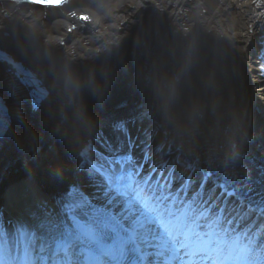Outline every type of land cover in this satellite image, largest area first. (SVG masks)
I'll use <instances>...</instances> for the list:
<instances>
[{"label": "bare ground", "instance_id": "bare-ground-1", "mask_svg": "<svg viewBox=\"0 0 264 264\" xmlns=\"http://www.w3.org/2000/svg\"><path fill=\"white\" fill-rule=\"evenodd\" d=\"M32 1L0 0V82L9 86L24 105L22 121L17 126L10 121L9 131L4 138L0 136V224L8 214L14 219V241L33 244L35 237L24 229L44 233L49 221L65 224L47 193L56 188L69 190L75 178L95 208L92 221L82 218L98 221L111 231L108 249L123 244L120 252L128 264L142 253L148 255V245H152L151 255L161 250L170 256L160 243L157 215L140 211L136 199L115 193L102 185L99 177L79 178V167L70 166L83 161L71 156L73 142L83 143L92 135L87 132L83 138L78 112L82 110L92 119L97 114L92 110L97 108L123 110L121 107L135 102L156 107L165 104L158 109L165 114V128L188 130L180 141L217 152L222 167H228L227 163L235 167L234 176L241 186L238 191L246 193L241 181L250 185L251 180L243 166H235L239 160L231 153L233 146L240 153L258 134L263 144H251L252 158L247 161H257L264 168V50L258 47L264 15L252 16L263 0H95V6L89 5L91 11L85 15L89 19L79 21L78 32L68 37L62 34L67 17L46 19L44 23L4 17ZM153 50L156 57L146 76ZM179 66L182 69L174 71ZM104 73L109 76L108 86L98 96L87 81L91 77L102 86ZM173 74L194 81L187 88L177 85L175 104L167 102L163 88ZM68 75L78 88L66 83ZM32 77L39 87L49 90V98L41 101L39 108L33 107L36 87ZM124 95L129 100H124ZM189 132L190 136L185 134ZM109 141L112 139L107 137L104 144ZM204 150L205 158L214 155ZM60 152L71 168L63 167ZM176 170L180 171L178 167ZM37 176L47 181L43 183ZM258 183L254 180L253 187L264 191ZM68 234L66 226L57 232L60 238L68 239ZM2 236L3 241L10 237ZM133 244L139 246L135 249L138 256ZM142 248L145 252L140 251ZM255 255L264 260V253ZM175 257L173 253L168 261L174 263ZM154 262L158 260L154 258Z\"/></svg>", "mask_w": 264, "mask_h": 264}, {"label": "snow or ice", "instance_id": "snow-or-ice-1", "mask_svg": "<svg viewBox=\"0 0 264 264\" xmlns=\"http://www.w3.org/2000/svg\"><path fill=\"white\" fill-rule=\"evenodd\" d=\"M33 2L38 3V4H46L48 6H58L59 4H61L63 2V0H33ZM83 19L88 20L89 17L85 16V17H83ZM65 71L67 72V69ZM26 75L31 77L30 73H26ZM178 80H179V76H177L174 80H172L168 84V86H167V102H170L176 96ZM108 81H109V76L107 73H104L102 86H98L96 80L94 78H91V77L89 78L87 83L96 95L102 96L103 93L107 89ZM31 83L34 84L36 87V91L34 92L35 98L33 100V107L39 108L41 106V101H46L49 98V90H45L44 88L39 87V82L37 80H35V78H33V77H32ZM66 83L69 85H73V81H72L70 75L67 76ZM73 87L78 88L79 85L75 84V85H73ZM2 110L4 112L8 111L7 108H4ZM144 115L146 117H151L150 112H145ZM78 117L80 119L82 126L85 128H88L89 127V121L84 116L82 110L80 112H78ZM20 119L21 120L23 119L22 116L20 117ZM115 127H116V130L118 132H120L122 135L127 136V138L129 140H131L130 129L127 126L126 122H123V121L117 122ZM8 131H9V121L3 117H0V136L4 135ZM34 139H35V137H33V140ZM81 155L82 156L87 155V149H85L83 152H81ZM238 155H239V153L235 149L231 153V157L233 159H235ZM201 166L203 167V165H201ZM93 167L95 168V164H93ZM72 190H73V198H74L76 196L75 195V188H72ZM260 198H264V191L257 190L256 196L254 197V199H260ZM67 206H69V205L67 204L66 207ZM58 230H59L58 222L49 221L48 222V228L44 233H38V232H36V230H35V232L28 233V235L36 237V244L34 246L29 245V247H31L33 250V254L38 257V259L36 260V264H60V262H58L55 259V257L57 255H62L60 253H57L56 247H55V241L57 239H59V237L57 236ZM254 239H255V237H251L250 241L253 242ZM49 242H51V243H49ZM151 247H152V245H148V249H147L149 259H151ZM45 248H46V250H45ZM0 251H2V249H0ZM74 251H78V249H74ZM140 251L145 252V249L142 248V249H140ZM0 264H4V261L2 258H0ZM68 264H70V261L68 262ZM133 264H137V262L133 261ZM139 264H147V261L142 259L139 262Z\"/></svg>", "mask_w": 264, "mask_h": 264}, {"label": "water", "instance_id": "water-1", "mask_svg": "<svg viewBox=\"0 0 264 264\" xmlns=\"http://www.w3.org/2000/svg\"><path fill=\"white\" fill-rule=\"evenodd\" d=\"M95 0H82V1H80L79 2V4L77 5V6H79L78 7V9L76 10V11H74V12H79V13H82L83 14V16H85V15H88L89 13H90V11H91V9H90V6L89 5H93V6H95V3L96 2H94ZM93 2V3H92ZM155 55V52H154V50L152 51V53H151V55L150 56H154ZM155 57L156 56H154L153 58H151L150 59V63H148L149 65L147 66V69L145 70V71H147V74H146V76L149 74V70L151 69L152 70V67H150L151 66V64L153 65L154 64V59H155ZM159 67H163V68H165V66H163V65H161V66H159ZM182 69V67L181 66H179V67H177V69L176 70H174V71H180ZM168 73H170L169 71H168ZM171 74V73H170ZM174 76H172V78L173 79H169V82L168 83H170L172 80H174L176 77H177V75H175V74H173ZM193 80H192V78H190L189 76H187V77H184V76H179V80H178V85H180V86H183L184 88H187V86H188V84H190L191 82H192ZM167 86H168V84L166 85V86H164L163 88L165 89V92L167 93ZM136 89H139V87H135ZM179 89H181V88H179ZM128 97V100H129V96L128 95H124V100L126 99ZM167 98V97H166ZM165 98V99H166ZM172 101H173V99H172ZM174 102V101H173ZM158 106L160 105L159 103L157 104ZM128 106H129V103H127V108H128ZM168 106V105H167Z\"/></svg>", "mask_w": 264, "mask_h": 264}]
</instances>
